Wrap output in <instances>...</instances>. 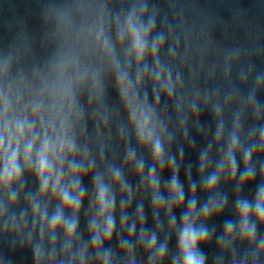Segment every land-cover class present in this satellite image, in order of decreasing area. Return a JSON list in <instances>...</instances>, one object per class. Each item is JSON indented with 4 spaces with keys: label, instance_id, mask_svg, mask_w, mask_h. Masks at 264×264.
<instances>
[{
    "label": "clouds",
    "instance_id": "1",
    "mask_svg": "<svg viewBox=\"0 0 264 264\" xmlns=\"http://www.w3.org/2000/svg\"><path fill=\"white\" fill-rule=\"evenodd\" d=\"M111 5H53L45 19L54 48L42 63L25 67L24 54L0 52V244L13 253L30 250L33 264H143L140 252L147 264H165L169 255L171 264H206L203 248L215 233L208 222L228 202L220 191L224 180L235 185L236 219L226 220L215 236L213 262L264 264V102L258 99L264 72L238 70L241 84L252 81L243 95L236 87L201 88V73L207 82L216 70L205 71L204 52L185 29L173 30L166 18L158 24L160 9L149 0ZM238 59L237 51L225 54L226 81ZM109 76L118 108L107 101ZM205 110L214 130L200 123ZM113 124L124 145L120 164L108 156ZM190 127L206 140L198 184L207 199L198 205L188 165L190 195L178 222L174 209L184 208L186 196L179 180L184 153L171 149L180 138L194 146ZM138 149L148 152L150 163ZM165 168L168 180H162ZM127 169L138 178L135 188ZM257 174L254 196H243ZM28 176L35 188L27 186ZM89 176L90 190L83 183ZM144 199L151 204L152 229L145 227ZM82 209L86 238L79 230ZM173 235L176 249L170 252ZM0 264L12 260L0 254Z\"/></svg>",
    "mask_w": 264,
    "mask_h": 264
}]
</instances>
